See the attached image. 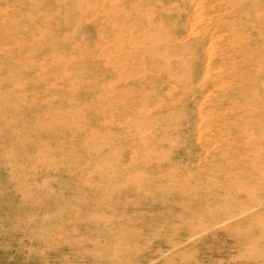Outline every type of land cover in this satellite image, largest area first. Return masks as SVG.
<instances>
[{"label": "rangeland", "instance_id": "1", "mask_svg": "<svg viewBox=\"0 0 264 264\" xmlns=\"http://www.w3.org/2000/svg\"><path fill=\"white\" fill-rule=\"evenodd\" d=\"M182 1L192 16L181 25L198 33L183 38L184 51L174 56L162 50L164 37L148 36V54L156 57L159 72H168L172 60L194 61V51L186 46L189 39L218 33L224 26L231 30L242 21L229 12L244 0H233L226 9L221 0ZM93 3L35 0V20L46 16L49 21L35 26L29 39L18 37L19 50L34 39L48 42L46 50H36L30 58L26 51L19 56L20 70L35 66V95L47 96L43 103L35 102V112L0 119V264H264V126L245 125L264 116V109L256 103L229 104L225 96L232 86L243 91L245 77L237 65L243 60L233 59L238 50L233 48L242 47L245 36L230 35L226 53L217 34L206 46V57H224L221 65L203 69L199 87L206 88L207 96L200 107L206 110L195 126L187 127L183 117L158 110L168 102L167 94L188 102L185 82L192 69L186 66L168 78L180 82L176 89L155 97V85H148V95L136 99L139 84H125L121 69L112 74L107 61L122 55L116 31L108 32L104 24L98 32L96 14L104 19L108 10L95 14ZM109 5L111 15L127 17L118 19L119 30L124 26L130 32L133 21L136 34L169 27L154 15V5L125 0ZM175 8L161 5V13ZM11 9L8 4L0 10L4 43L10 42L5 30L14 29ZM221 9L228 17L218 22ZM22 15L18 28L31 22ZM2 53L3 61L9 60L11 53ZM43 56L49 62L45 78L39 73ZM120 65L127 67L128 79L160 75L130 62ZM26 81L19 77L18 82ZM123 96L136 97L135 102L122 104L118 98ZM116 103L119 110L130 111L116 112ZM155 117L158 124L147 126ZM139 138L160 141L138 144Z\"/></svg>", "mask_w": 264, "mask_h": 264}, {"label": "bare ground", "instance_id": "2", "mask_svg": "<svg viewBox=\"0 0 264 264\" xmlns=\"http://www.w3.org/2000/svg\"><path fill=\"white\" fill-rule=\"evenodd\" d=\"M135 1H137L140 5H143V6H150V5L153 6L154 5L155 6L154 15L161 21H165V22L168 21L167 24H169L168 25L169 27H165V29L161 31L157 29L155 31L149 30L147 31V33H144V34H140V33L136 34V29H137L135 26L136 23L133 21L132 23L128 24L130 32L127 30V28H124V26L122 30H119L118 28H115V25H119V23H117L118 19L123 18L125 14L123 15L122 14L121 15L112 14L111 15L110 13L111 8L109 7L111 0H94L93 6H94L95 14L98 13V11H104L106 8L108 10V13L106 12V18L104 19L103 17H100L99 14H96L94 25L97 28L98 32L102 31V28H104L105 26L104 24L108 25L107 26L108 32H110L111 30L116 31L117 44L119 45V47L117 48V52L121 53L122 55L118 56L117 59L110 58V60H108L107 62L109 63L110 67L113 68L112 74L118 73V69L119 70L121 69V71L122 70L125 71V72H120V74L122 75L121 80L125 82V84H128V85L139 84L140 92L138 91L139 95L138 94L136 95L137 97V98L135 97L136 99L141 98L142 94L148 95L147 93L148 85L149 86L155 85L156 91L153 93L155 97H157L159 94L161 95L167 92L168 90L173 89V87L174 89H176L177 84L180 82L178 81L175 82V80L173 81L168 78H173V79L176 78L181 73L182 69L186 68L187 66L189 69L190 68L192 69L188 80L185 82L186 84L185 93H187L189 96L188 102H185V101L182 102L180 99L175 98L174 97L176 95L175 93H174L175 95L167 94L169 99H166V100L168 102L164 105V107L158 110V112H162V114L163 112H165L166 116H169L168 113H171L170 117L172 116V118H177V115H178V119L182 117L184 118V120L182 121L186 123L185 125L187 127H190L192 125L195 126L197 122V117L198 116L200 117L202 112H205L206 110V107L204 108L202 106L200 107V103H202L201 101L203 100L205 93H206V90H205L206 88L204 86L202 88L199 87V79H201L202 75L205 73L204 71L205 67L211 66L214 62H218L221 65L222 59L224 57L223 55H220V57L217 59L216 57H214L215 55H213L212 57L214 58H212V60L210 57L211 55L210 56L207 55L206 57L205 55L207 53L206 46L214 42V40L216 39V34L219 38L223 40L222 43L220 44L221 47L226 46L224 42H226L229 39L230 35L231 37L232 35H234V37L235 35H237V37L245 36L243 38V41L241 42L242 47L239 46V47L233 48V49H238L236 51V54H234L233 59L235 60L237 59V57H240L241 60H243L239 64L237 63V65L239 66L240 71L243 72V76L245 77L244 86L242 88L243 91L241 92H239L238 89L235 88V86H232L230 88L229 95L225 94V96L230 99L228 101L229 104H239L242 102L245 105L246 104L251 105L252 103L253 104L256 103L257 104L256 108L264 109V95H262L259 92V89H261V87L262 89L264 88V0H244V2L241 5L242 7L241 6L237 7V5H235L233 10L230 11L229 14L230 16H234V18L241 17L242 21L241 22L236 21L238 23L235 22L232 28H230L231 30L227 29V27L224 26L223 28L219 29L218 33H215L212 35H210L209 33H205L203 37L201 36L202 38L195 36L193 40L192 38L189 39L190 42L187 41L186 46L188 47V50H190L191 48V50L194 51L193 52L195 54L194 61L185 63L184 61H180V60L179 61L172 60L168 64V68H169L168 72H159L158 67L156 66V64L158 63L157 60L155 59L156 57L148 54L149 50L147 48L148 46H147L146 40L148 36L150 35L156 36V37H159V36L164 37L166 40V43L165 45H163V48L161 47L162 50L166 51L169 54H173V56L174 54H179L183 52L184 46L180 43L183 41V38L189 37L191 35L194 36L198 33L196 32L195 29L194 30L188 29L187 27H184V25L183 26L181 25L184 23L187 24L191 19L192 12H191L190 6L187 5V3H185L182 0H125V2L130 3V4L135 3ZM232 2L233 0L230 2H227V0H221V4L225 9H226V4H230ZM197 3L199 2L197 1ZM8 4L9 6L12 7L11 9L12 15H10V17L12 18L10 19L9 24L13 26L14 29H11L9 32L5 30L4 33L10 39V42H6V43H4L5 35H3V33L0 31V65H1V69H0V119L8 114L12 115L14 113L17 116L18 112H35V104H36L35 102L41 100V102L43 103V99H45L47 96L45 93H41V96L39 97L35 95L36 94L35 90H39V88L36 87L38 84H36V82L32 80V76L35 71V66L34 64H32L31 66L28 65L25 71L20 70L19 56L22 52L26 51L27 53H29V58H30L32 57L31 54H35L36 50L38 51L42 49L46 50L47 47H49L48 42L46 41L37 42L34 39V41H29L25 46H22L23 50L20 49L21 50L20 51L19 44H18V41H19L18 37L22 34L26 36L27 39H29L30 37H32V35L34 36L35 34L34 32L35 26H37L38 24H40L41 26L43 24L44 26L45 23H47L49 20L46 16L37 17V19L35 20V15L33 14L34 12L32 11L34 10L32 7H34L35 0H0V10H2L3 6L8 5ZM167 4L176 5V8L171 9V11L168 13H165V14L161 13V5H167ZM178 5H181L182 7L179 8ZM200 8L202 9V7ZM251 8H253L254 10L249 11L248 9H251ZM201 9H198V10H201ZM159 10H160V13L158 12ZM203 10L205 9L203 8ZM255 12L258 13L257 19L249 21V17L251 16V14H254ZM19 14H23L22 16L24 17L26 16V18L31 21V22H27L24 28H18L19 21L20 19H22V18L19 19ZM131 17H134V15L129 14L128 18H131ZM227 17H228V12H226V10L221 9L220 14L218 15V22L224 19L226 20ZM124 18H127V17L124 16ZM1 20L2 18L0 17V21ZM200 20L201 22L203 21L201 18ZM175 21H178V23L177 22L175 23ZM234 26H236V28ZM167 28H170V29H167ZM133 29L135 30L133 31ZM5 45H10V47L2 48ZM212 47L214 48V46ZM154 50H155L154 53H156L157 49H154ZM224 50L226 53L227 46H226V49ZM2 52L11 53L9 56V60L7 59L6 62L3 61L4 57L2 55L3 54ZM208 60L210 61V63L209 65L208 64L206 65V61ZM121 62H130L131 66L138 65L139 68L144 67V68L151 69L153 72H158L161 76L154 74L152 76V79H148V80L146 79L140 80L137 78L128 79L126 75L127 67L124 65H120ZM3 64H5V66ZM48 65H49V62L47 61V56H43L39 61V69H40L39 73H41L42 77L44 78L45 76H47V71H48L47 68L49 67ZM2 70L10 72V74L6 77H3ZM20 76L22 77L24 76L27 78L26 83L18 82ZM42 83L43 85L41 86V88L44 90V85L46 83V80L43 79ZM222 88L223 87L221 86L220 89ZM135 98L123 96V97H120V99L118 98V100L122 104H125L126 102L129 104H133L135 102L134 100ZM41 102L39 103V109H42L43 112H45V107L41 105L42 104ZM116 104L114 105L115 106L114 109L117 110L116 112H129L130 111V108H125V107L120 108L119 110L118 109L119 107H117L119 103H116ZM158 120L159 119H156L155 117L153 119L148 120L146 124L147 126L149 125L156 126L159 122ZM170 120H167V123ZM245 125H248V128H254L258 130L262 126H264V116L260 117L259 119L252 120V121L246 120ZM167 138H168L167 136L163 138L162 140L163 144L166 143ZM146 140H142V138L141 139L139 138L136 140V142L138 144H142V143L146 144L147 143ZM147 141L149 143H153L157 145L160 140L158 141L154 140V142H151V140H147ZM136 142L134 141L133 144L134 145L137 144ZM132 150L133 151L131 152L133 153L135 149H132ZM131 152H129V154H131ZM257 154L259 155V153ZM203 185H206V183H203ZM180 191L182 192L185 190L183 188H180L179 192Z\"/></svg>", "mask_w": 264, "mask_h": 264}]
</instances>
